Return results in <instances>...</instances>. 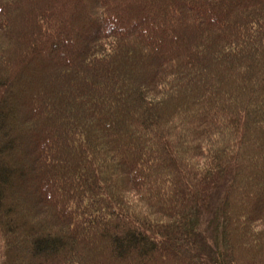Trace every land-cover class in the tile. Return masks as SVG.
<instances>
[{
    "label": "trees",
    "instance_id": "obj_1",
    "mask_svg": "<svg viewBox=\"0 0 264 264\" xmlns=\"http://www.w3.org/2000/svg\"><path fill=\"white\" fill-rule=\"evenodd\" d=\"M0 249L264 264V0H0Z\"/></svg>",
    "mask_w": 264,
    "mask_h": 264
},
{
    "label": "rangeland",
    "instance_id": "obj_2",
    "mask_svg": "<svg viewBox=\"0 0 264 264\" xmlns=\"http://www.w3.org/2000/svg\"><path fill=\"white\" fill-rule=\"evenodd\" d=\"M76 75H77V72H76V74H75V77H76ZM1 250V249H0Z\"/></svg>",
    "mask_w": 264,
    "mask_h": 264
}]
</instances>
